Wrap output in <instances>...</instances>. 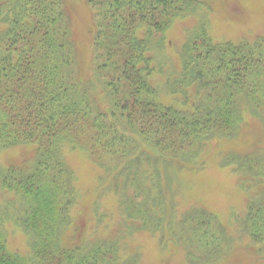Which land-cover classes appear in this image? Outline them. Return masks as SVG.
I'll return each instance as SVG.
<instances>
[{
	"label": "trees",
	"instance_id": "1",
	"mask_svg": "<svg viewBox=\"0 0 264 264\" xmlns=\"http://www.w3.org/2000/svg\"><path fill=\"white\" fill-rule=\"evenodd\" d=\"M84 3L93 12L89 32L96 85L78 78L66 0H0V148L30 145L36 149L28 166L0 172L1 189L13 193V203L19 204L13 220L31 238L27 256L8 249L0 217V264H135L134 256L121 259L112 240L72 242L77 236L70 214L76 201L75 178L63 160V141H86L122 213L135 210L128 217L146 223L155 206L149 193L157 194L156 206L161 207L163 191L158 180L148 185L149 176L136 184L135 177L144 173L136 164L184 161L214 131L218 136H233L242 122V108L249 104L264 123V36L253 42L216 44L207 39L202 17L177 53L179 70L171 60L164 72V65L154 64L155 54L165 51L169 29L177 19L196 11L198 0ZM158 72L171 93L182 96L179 106L160 101L161 83L152 81ZM188 85L197 89L193 100ZM96 87L102 96L94 94ZM94 96L107 101L109 108L103 109ZM126 131L144 143L132 147ZM140 146L135 168L132 163L124 165L128 148L132 154V148L137 151ZM225 160L224 165H236L241 173L245 170L255 183L264 179V169L255 168L264 163L259 154H230ZM123 177L130 182L122 183ZM144 192L146 198L138 200V193ZM252 198L242 229L253 242L261 243L264 197ZM202 214L194 208L180 223L177 242L188 249L193 239L201 241L197 249L209 255L202 258L189 252L188 264L215 263L225 251L223 233L218 231L215 241L216 231L210 230ZM68 229L73 231L71 243L65 244L62 236ZM186 233L191 234L189 241L183 239Z\"/></svg>",
	"mask_w": 264,
	"mask_h": 264
},
{
	"label": "rangeland",
	"instance_id": "2",
	"mask_svg": "<svg viewBox=\"0 0 264 264\" xmlns=\"http://www.w3.org/2000/svg\"><path fill=\"white\" fill-rule=\"evenodd\" d=\"M198 1L202 6L199 5L196 11L184 15L173 23L167 33V48L158 56L155 54L154 64L164 65V72V67L170 66L171 60L177 62L176 69L179 70L180 59L177 53L185 40H188L191 32L195 31L194 28L200 24L202 17L205 19L203 28L207 39H211L216 44L226 42L236 44L243 40L253 42L264 36V0ZM66 2L76 41L74 55L78 78L80 82L92 80L96 85L98 83L93 77L89 32L93 12L89 5L84 3L85 0H66ZM164 80L166 78L159 72L152 77L156 85L161 83L160 101L165 105L179 106L182 96L171 93ZM256 89L258 88H254L255 91ZM196 90L195 86L188 85L190 99H194ZM102 93L99 88H94V94L102 96ZM99 102L103 109L109 108L104 99ZM251 106L249 104L242 108V122L238 132L227 137L218 136L214 131L213 137L206 140L203 145H197L193 156L191 152L184 161L166 162V164L140 161L141 166L136 164L144 173L137 175L134 182L141 184L149 176L152 179L148 185L152 186L158 180L157 184L161 182L163 191L164 203L161 207L156 206L159 199L156 197L157 194L149 193V199L155 203V206H152L153 214L148 216L146 223L132 217L136 213L135 210L122 213L117 204L118 197L113 194L114 190L109 187L108 181L104 180L102 169L94 163L86 141L83 139L63 141L60 146L64 153L63 160L75 178L76 201L70 209V214L77 229L74 235L77 236L72 238V242L83 241L91 244L97 239L105 238L117 245L121 259L127 260L134 256L135 264H188L186 254L189 252L195 251L196 256L202 258L209 256L208 252H203L204 249H197L201 241L193 239V242H189L188 249L184 244L177 242V239L181 238L179 228L184 214L198 208L204 212L202 217L209 223L210 230L216 231V234L213 233L216 235L214 240L219 237L218 231L224 235L220 238L225 242L224 249L222 248V251H225L218 261L212 264H264V242H253L242 229L247 208L254 200L252 197L255 196V199L264 197V179L262 178L260 184L255 183L244 172L245 170L241 173L236 170V165L223 164L226 156L230 154L241 157L259 154L264 161V123L254 116ZM126 135L131 139L132 147L135 142L139 143L138 146L144 143L133 132L126 131ZM141 149V146L137 151H133L132 148V154H128V148L124 155V165L132 163L135 168V162L140 160ZM35 151V146L30 145L0 148V172L9 167L28 166ZM255 168L258 171L263 170L264 163ZM132 172H128L127 176ZM123 182L128 183L130 179L123 177ZM127 193L132 194L131 190ZM138 195L137 198L140 200L141 196L146 198L147 193H138ZM15 199L13 193L0 187L1 229L8 249L27 256L30 252L28 241L31 238L14 222L13 214L19 209V204L13 203ZM130 213L132 218L128 217ZM68 230L62 236L65 244L71 243L70 234L73 231ZM173 232L177 233L176 237L172 235ZM190 235L186 233L183 239L189 241Z\"/></svg>",
	"mask_w": 264,
	"mask_h": 264
}]
</instances>
